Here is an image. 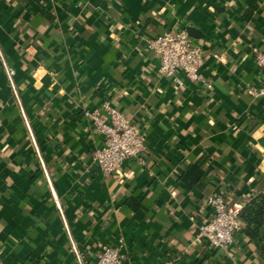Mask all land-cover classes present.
<instances>
[{
    "label": "crops",
    "instance_id": "1",
    "mask_svg": "<svg viewBox=\"0 0 264 264\" xmlns=\"http://www.w3.org/2000/svg\"><path fill=\"white\" fill-rule=\"evenodd\" d=\"M188 28L203 80L180 84L148 41ZM258 51L264 0H0V264H91L102 243L130 264H264V218L251 237L240 215L226 249L199 236L209 195L264 196ZM106 102L145 163L94 162Z\"/></svg>",
    "mask_w": 264,
    "mask_h": 264
},
{
    "label": "built area",
    "instance_id": "2",
    "mask_svg": "<svg viewBox=\"0 0 264 264\" xmlns=\"http://www.w3.org/2000/svg\"><path fill=\"white\" fill-rule=\"evenodd\" d=\"M148 48L159 57L162 74L175 76L180 84L183 79L176 75L179 72L190 80H203L200 69L205 62L204 50L186 29L164 31L148 41ZM256 61L264 72V51L257 52ZM255 93L264 94V87ZM87 114L105 138L104 145L93 154L94 162L104 173L111 174L132 158L145 163L146 136L128 116L108 102L104 104V111ZM207 203L213 208V215L199 226V236L214 248L226 249L235 240L241 210L230 207L220 194L209 195ZM125 260L126 254L120 247L102 243L91 264H123Z\"/></svg>",
    "mask_w": 264,
    "mask_h": 264
},
{
    "label": "trees",
    "instance_id": "3",
    "mask_svg": "<svg viewBox=\"0 0 264 264\" xmlns=\"http://www.w3.org/2000/svg\"><path fill=\"white\" fill-rule=\"evenodd\" d=\"M240 215H242V217H244L248 222L245 231L251 237H255V229L257 228L255 224L258 223L259 225L261 222H263L261 221L263 220L261 218H264V196L257 198L252 202V204L245 207L244 210L240 212ZM251 223H254V225ZM123 264H130V262L128 259H126Z\"/></svg>",
    "mask_w": 264,
    "mask_h": 264
},
{
    "label": "water",
    "instance_id": "4",
    "mask_svg": "<svg viewBox=\"0 0 264 264\" xmlns=\"http://www.w3.org/2000/svg\"><path fill=\"white\" fill-rule=\"evenodd\" d=\"M187 31L189 32V34H190L191 36H196V34L193 33V29H192V28H188Z\"/></svg>",
    "mask_w": 264,
    "mask_h": 264
}]
</instances>
